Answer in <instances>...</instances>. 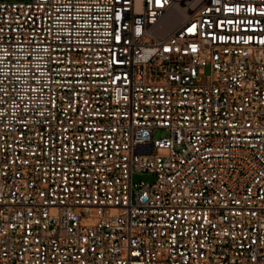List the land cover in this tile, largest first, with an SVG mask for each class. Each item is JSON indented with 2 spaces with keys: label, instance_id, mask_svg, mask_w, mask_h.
<instances>
[{
  "label": "built area",
  "instance_id": "1",
  "mask_svg": "<svg viewBox=\"0 0 264 264\" xmlns=\"http://www.w3.org/2000/svg\"><path fill=\"white\" fill-rule=\"evenodd\" d=\"M0 264H264V0H0Z\"/></svg>",
  "mask_w": 264,
  "mask_h": 264
},
{
  "label": "rangeland",
  "instance_id": "2",
  "mask_svg": "<svg viewBox=\"0 0 264 264\" xmlns=\"http://www.w3.org/2000/svg\"><path fill=\"white\" fill-rule=\"evenodd\" d=\"M205 72H207V67H205ZM153 137H160L165 135V132L162 129H155L152 133ZM152 176L145 172H134L132 174V180L138 181V180H151Z\"/></svg>",
  "mask_w": 264,
  "mask_h": 264
},
{
  "label": "bare ground",
  "instance_id": "3",
  "mask_svg": "<svg viewBox=\"0 0 264 264\" xmlns=\"http://www.w3.org/2000/svg\"><path fill=\"white\" fill-rule=\"evenodd\" d=\"M183 17V12L178 11L176 12L170 20H168L164 27L161 29V33H165L170 31Z\"/></svg>",
  "mask_w": 264,
  "mask_h": 264
}]
</instances>
